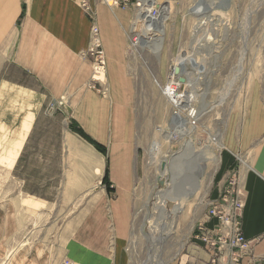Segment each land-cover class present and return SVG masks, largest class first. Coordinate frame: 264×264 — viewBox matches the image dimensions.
Here are the masks:
<instances>
[{
  "label": "rangeland",
  "instance_id": "obj_1",
  "mask_svg": "<svg viewBox=\"0 0 264 264\" xmlns=\"http://www.w3.org/2000/svg\"><path fill=\"white\" fill-rule=\"evenodd\" d=\"M165 1L169 14L163 25L164 39L158 59L139 43L138 48L129 47L130 39L141 34L142 23L135 22L132 12L122 10L130 14L131 26L125 32L128 55L125 64L134 86L127 109L129 120L123 124L129 128L126 137L118 138L124 134L115 131L116 125L111 121L114 102L107 80L104 48L102 82L92 90L98 102L96 111L103 121L99 129L93 128L91 119L96 116L91 115L92 109L79 111L64 101L52 103L21 71L12 70L4 79L18 80L22 87L9 85L0 95V203L17 202L18 194L20 197L31 194L48 201L50 220L74 218L91 203L102 168L109 161H122L124 148L131 152L136 178L131 199L128 264H166L182 250L195 223L204 215L206 189L220 182L218 156L228 148L230 137H235L236 125L241 126V119L251 112L252 103L264 102V0H223L217 7L206 3L205 8L198 4L201 0ZM158 2L163 5L161 0ZM180 57L191 59L194 66L185 64V71L189 76L198 74L199 77L194 97L187 74L180 72L178 77L184 81L179 92L192 94L196 110L200 102H205L197 124L190 127L193 150L204 148L217 161L205 162L197 177L196 193L190 198L184 194L183 205L170 227V219L162 221L161 212L162 208L175 204L176 194L169 190V181L160 174L168 170L164 159L172 153L179 154L186 137L168 139L166 136L174 124L170 122L173 108L163 86L171 80L175 64L182 66ZM19 89L27 93L25 97L31 95L30 102L35 107L22 102L25 97L22 92H16ZM29 112L34 115L30 128L17 129L19 121ZM76 127L102 149L98 150L91 140L74 131ZM214 136H221L219 148ZM16 182H21V188ZM160 190L165 192L163 197ZM160 222H163L161 230L164 229L165 238L158 243L154 233Z\"/></svg>",
  "mask_w": 264,
  "mask_h": 264
},
{
  "label": "crops",
  "instance_id": "obj_2",
  "mask_svg": "<svg viewBox=\"0 0 264 264\" xmlns=\"http://www.w3.org/2000/svg\"><path fill=\"white\" fill-rule=\"evenodd\" d=\"M94 9L114 102L111 121L116 125L114 130L124 134L118 138L126 137L129 128L123 124L129 120L127 109L134 87L126 66L125 32L131 26L130 14L101 4H95ZM90 27L91 20L78 0H0V95L9 85L22 87L18 80L4 79L12 70L21 71L51 102L64 101L79 111L92 109L91 115L96 116L91 119L93 128L99 129L103 121L96 111L98 102L88 87L91 57L82 55L90 41ZM19 90L16 92L27 96ZM28 95L22 102L35 107ZM33 118L29 112L19 121L17 129L28 130ZM240 123V127L235 124L237 131L235 137H230L228 148L218 156L220 182L207 188L203 199L210 196L216 200L224 173L228 170L237 173L238 193L243 199L242 231L247 238L260 237L254 243L256 259L252 264H264V102L255 100L251 112ZM121 152L123 160L109 161L102 168L91 203L74 218L50 220L48 201L31 194L22 197L18 194L17 202H1L0 264H57L63 258L72 264H128L136 170L131 152L127 148ZM105 170L107 176L103 181ZM16 184L21 188V182ZM200 220L207 219L203 215ZM207 259L200 243L190 237L166 264H201Z\"/></svg>",
  "mask_w": 264,
  "mask_h": 264
},
{
  "label": "built area",
  "instance_id": "obj_3",
  "mask_svg": "<svg viewBox=\"0 0 264 264\" xmlns=\"http://www.w3.org/2000/svg\"><path fill=\"white\" fill-rule=\"evenodd\" d=\"M144 1L149 3L147 7L149 15L157 17L160 14L159 0ZM142 2L143 0H78L80 8L91 20L90 41L86 50L82 52L83 56L89 55L91 57L92 73L88 83V87L91 90H94L96 84H99L102 80L100 76L105 67L100 31L96 22L95 4L105 5L111 10H128L132 12L133 17H136L139 15L141 8H143ZM137 40V37L130 39L129 47L138 48L136 46ZM179 74L180 72L175 73L174 70L171 82L168 83L167 80L163 86L164 93L167 87H170L175 92L184 93L179 92L181 85L178 79ZM104 91L105 89H103V93ZM170 102L173 108V116L177 112L179 115L184 113L185 117L181 116L187 121L186 125L188 127H194L197 124L199 118L196 116L197 111L193 105V100L183 108L177 106L172 100ZM205 207L204 215L207 220L197 221L191 235L192 238L200 243L207 254L208 259L204 262L201 261V264H252L256 259L253 253L254 243L260 237L247 238L243 234V199L238 193V176L234 170H228L224 173L223 185L219 190L217 199L213 200L210 196H207ZM210 220H213V222L208 224L207 221ZM57 264H72V262L67 258H63Z\"/></svg>",
  "mask_w": 264,
  "mask_h": 264
},
{
  "label": "bare ground",
  "instance_id": "obj_4",
  "mask_svg": "<svg viewBox=\"0 0 264 264\" xmlns=\"http://www.w3.org/2000/svg\"><path fill=\"white\" fill-rule=\"evenodd\" d=\"M161 1L163 2L162 3L163 6L159 5L160 14L157 17L149 15V13L147 11L148 10L147 7L149 6V3H146V1H144V0L142 2L143 8H141L139 15L134 17V20L136 23L137 22L142 23V25H141L142 28L140 31L141 34L137 37V39H138L137 43H139V46L141 48L148 47L150 49V51L156 55L157 59L159 58L160 50L162 49V45H163V39H164V33H163V27L164 26L163 25H164L165 20L168 18V14H169V7H168L166 1L165 0H161ZM221 2H223V0H201L200 2H198V4L202 8H205L206 3L209 5L212 4L213 6L217 7V5L220 4ZM225 2H226V0H225ZM224 4H226V3H224ZM151 19H153V20L151 23H149V21ZM185 57H186V55H185ZM185 60H186V62H184ZM190 60L191 59H185V58L181 59V57H180V63H182V66H180V64L176 63L174 66L173 72H172L173 75H171L170 78L172 79V76H174V70L176 68L179 70V72L183 71L184 74H187L186 80H187V83L189 82V84L191 86L190 91L193 94V96L196 97V95H197V92L195 90L197 87L196 86V84H197L196 79H198L199 75L197 74V75H195V77L189 76L188 75L189 73H187L185 71L186 69L184 68L185 64H187V63L188 64L191 63L192 66H194L193 62ZM180 67H182V68H180ZM195 70L199 71L197 68H195ZM170 82H171V80H169L168 83H170ZM165 94L168 96L169 100H172L177 106H180V108L186 107L189 104V102H191L193 100L191 97L192 94L190 95L187 92L185 94L184 93H178V92L173 91L170 87H167ZM202 94H204V92ZM201 98H203V97H201ZM202 100L203 99H201V101ZM200 103H201L200 104L201 108L199 105V107L196 110L197 111V113H196L197 117L200 116L201 110L203 111L205 109V107H204L205 102L202 101ZM194 105H196V104H194ZM172 118H173V120L171 119L170 122L172 121V124H174L173 125L174 128L172 129L171 132H169L166 135L168 137V139L175 138L178 136L186 137V138L184 141L185 142L184 147L179 154L172 153L169 158L164 159V162L168 165V170L161 171V174H160V177L162 179H167L169 181V185H168L170 187L169 190L176 194V200L174 201L175 204H172L170 208H167L168 211L166 208H162L163 212H161V217L164 218V219H162V221H164L167 218L170 219V221H171V224L169 222L170 227H172V224L175 222V218L179 212V209L183 205L182 199H184L183 198L184 194H188V197L190 198L191 196H193V194L196 193L197 181H198L197 177L199 179V176L202 172V169H203L205 162L208 159L213 161V163H215L217 161L216 159L214 161V158L212 156H208V154L206 153V150H204V148L198 149V150H193L194 144H193L191 138H189V133L191 132V128L186 126L187 121L185 120L184 117L179 115V113L177 112L174 114V116ZM173 126H171V127H173ZM220 137L216 136L214 139L215 144L217 145L218 148L221 145L220 144ZM190 152H191V154H189ZM187 154H189V155H187ZM164 157H166V156H164ZM162 169H163V167H162ZM193 173L196 175V177H194L192 175ZM181 176L184 179H182ZM164 193H162V190L159 191V194H161L162 197L164 196ZM160 223H159V226L157 224V226H158L157 230L158 231L157 232L155 231V233H154L156 236L155 240L158 243H161L162 239L165 238L164 237L165 236L164 229H163V231L161 230V228L163 227L162 226L163 222L161 224ZM169 232H170V230H169Z\"/></svg>",
  "mask_w": 264,
  "mask_h": 264
},
{
  "label": "trees",
  "instance_id": "obj_5",
  "mask_svg": "<svg viewBox=\"0 0 264 264\" xmlns=\"http://www.w3.org/2000/svg\"><path fill=\"white\" fill-rule=\"evenodd\" d=\"M73 130L76 131L77 133H79V134H81V135L87 137V136L85 135V133L83 132L82 129L76 127V128L73 129ZM87 139L91 140L89 137H87ZM91 141H92V140H91ZM92 142H93V141H92ZM93 143L97 146V149H98V150L102 149V148L99 147L100 145H99L98 143H95V142H93ZM106 176H107V171L105 170V174H104V177H103V181L106 180Z\"/></svg>",
  "mask_w": 264,
  "mask_h": 264
},
{
  "label": "water",
  "instance_id": "obj_6",
  "mask_svg": "<svg viewBox=\"0 0 264 264\" xmlns=\"http://www.w3.org/2000/svg\"><path fill=\"white\" fill-rule=\"evenodd\" d=\"M178 72H179V70L176 68L175 69V73H178ZM178 79H179L180 82H183L184 81V79L182 77H179Z\"/></svg>",
  "mask_w": 264,
  "mask_h": 264
}]
</instances>
